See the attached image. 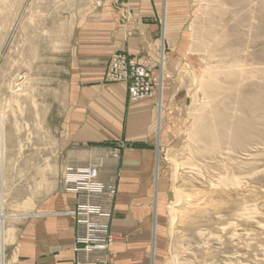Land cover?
Returning <instances> with one entry per match:
<instances>
[{"label": "rangeland", "instance_id": "374dc122", "mask_svg": "<svg viewBox=\"0 0 264 264\" xmlns=\"http://www.w3.org/2000/svg\"><path fill=\"white\" fill-rule=\"evenodd\" d=\"M189 4L194 8L188 20L190 41L171 46L160 40L165 67L159 65L160 47L156 66L120 51L106 61L104 82H121L109 76L114 58H121L129 72L124 80L129 97L135 83L132 63L144 71L143 84L155 83L156 95L161 94V128L154 142L162 175L158 185L164 192L159 194L158 264H264V97L258 96L264 87L260 90L256 82L264 83V72L256 75L259 80L255 76L245 82L243 103L236 99L232 104L233 99L227 98L215 102L212 111H202L211 117L216 138L221 139L215 159L195 153L196 145L189 146L184 137L201 122L198 117L206 99L199 84L204 68L224 60L222 54L248 56L247 63L258 67L261 62L264 67V0H189ZM88 6L89 0H0V113L5 114L0 214L30 210L37 199L55 190V181L66 192L61 184L66 165L55 170L59 155L55 98L62 90L73 21ZM217 76L225 85L223 76ZM16 77L25 90L18 103L8 105ZM176 161L192 173L178 171L174 181ZM218 176L222 184L212 195L208 212L178 217L171 226L167 204L172 191L181 189L195 199L194 190L209 191L208 178Z\"/></svg>", "mask_w": 264, "mask_h": 264}, {"label": "crops", "instance_id": "0c3cea01", "mask_svg": "<svg viewBox=\"0 0 264 264\" xmlns=\"http://www.w3.org/2000/svg\"><path fill=\"white\" fill-rule=\"evenodd\" d=\"M193 9L189 0H89L73 21L55 98V170L97 163V179L115 185L107 200L113 240L105 264H151L159 111L157 93L133 102L126 83H105L106 61L122 51L156 66L160 40L171 46L190 41ZM75 205L76 194L62 192L55 181V190L30 210L10 214L0 264H94L74 250Z\"/></svg>", "mask_w": 264, "mask_h": 264}, {"label": "bare ground", "instance_id": "6f19581e", "mask_svg": "<svg viewBox=\"0 0 264 264\" xmlns=\"http://www.w3.org/2000/svg\"><path fill=\"white\" fill-rule=\"evenodd\" d=\"M159 47H160L159 48L160 52L158 53L159 65L161 67H165L166 56L164 54V43H162L161 46ZM219 56L225 58L224 60L219 61L218 64L215 63L213 65L217 69H215V71H211L212 69H214L213 66H211L212 69L209 66H207L206 68L203 69L202 75L200 76L199 85L200 87H202L201 89L203 92V96L206 99V101H204L205 103L201 105L200 108L201 115H199L198 117L201 119V122L193 126L190 131L185 132L184 134V137L187 138L186 140L189 143V146L191 144H193V146L196 145L194 147V152L202 157L209 159H215L216 153L217 151L220 150L222 143L220 138H216L217 129L215 128V126L212 125L211 117H207L205 114H202V111L203 112H205L206 110L212 111L213 109L211 108V106L215 104V102L220 101L222 99L226 100L227 98H229V100L233 99V101L230 102L232 104L237 103L236 99L241 100V103H243L245 100L242 95L244 94L245 87L248 86L246 85L247 83L245 84V82L247 80L254 78L256 75H259L260 73L264 72V67H260L261 62L260 65H258V67H255L252 63H247L248 56H243L241 54L240 55L222 54ZM136 61L140 62L139 59H136ZM151 67L152 66H150V72L153 73L152 70L153 68ZM217 75L223 76L222 82L225 85H223L222 83H218L219 80L217 79L218 77ZM23 78L25 77H22V79ZM256 78L258 79L257 76ZM121 79H123V77H121ZM120 81L125 83L124 80H120ZM148 82H150V84L146 83V85H144V87L141 90L133 89L130 92L131 97L128 96L129 100L135 102L141 99L153 97L156 93L155 92L156 85L155 83L152 84L151 81ZM256 82L259 83L258 85L257 84L256 85L261 90L264 87V83L262 81H256ZM12 84L13 87L12 86L10 87V90L12 91L11 94L12 96L10 97V99L8 98L9 99V101H7L8 105H10L9 102L18 103L19 102L18 97L21 95L22 91L25 90L23 86V81L19 82V78L17 77L12 82ZM132 93H134L135 95H132ZM258 96L260 98L264 97L263 92L260 91ZM158 100H159L158 128L160 130L161 116H162L160 93L158 95ZM208 118L210 120H207ZM4 122H5V114L3 111L0 113V148H1L0 167L4 166V156H3V150L5 144V135L3 130ZM199 143L201 145L197 147V144ZM159 163H160L159 157L156 156V164L154 170V187H153V197H152V203L155 209V220L152 227V240H151V249H150L151 264L157 263V252L159 251L160 248V246L157 243V239H158V232H160L158 230V223H160V220L158 219V217H160L158 216L159 201L161 202L162 196H159V194H163L164 192L162 193L159 190V185H160L159 181L162 179L161 168ZM98 168H99V164L97 163H92L87 166L66 167L63 170L64 172L62 173L61 184L66 192H71L76 194L75 208L77 205H80L83 206L84 209V211L82 212L85 218V222L83 221L84 222L83 226L85 227V234L87 236V241L88 244H90V247H88L85 250L86 251L85 256L83 255L82 252H79L81 257L78 258H81V260L85 262H93L94 264H105L106 263L105 254L109 243L113 240V236L110 234L109 231V219L111 216V210L107 206L108 204L107 200L110 199L112 196H114L116 192V187L111 182H101L97 179ZM181 170H183L184 173H192L189 170H187L188 172H186V170L182 168L181 165L176 161L172 173V177L174 181L178 177L177 176L178 171ZM202 176L204 177L203 173ZM1 177L3 178V174L1 175ZM220 179H221L220 176H218L217 180H214L211 177L208 178L207 186L210 187L209 191L206 190L203 191L204 190L203 188H202L203 190L195 189L194 195L197 196L196 197L197 199L196 198L193 199L191 195L184 193L183 190L181 191V189L180 190L174 189L171 193L172 198H170L167 204V211L170 215V225L172 226L175 219L181 216L183 218L184 217L186 218L188 215H192L195 213L199 214L200 216L206 214L209 209L208 208L209 204L213 199L212 195L218 193L216 188L222 184L220 182ZM2 184H3V180H2ZM68 187H72L73 191L67 190ZM73 210H72V215L74 216L75 219V237L77 238V233L80 226L77 223L78 216L73 213ZM9 218L11 217L7 215L4 210H2V213L0 214V239H1L0 258H3L4 255V245L6 243L5 236L7 232L5 222ZM74 249H76V242Z\"/></svg>", "mask_w": 264, "mask_h": 264}, {"label": "built area", "instance_id": "2783aa9c", "mask_svg": "<svg viewBox=\"0 0 264 264\" xmlns=\"http://www.w3.org/2000/svg\"><path fill=\"white\" fill-rule=\"evenodd\" d=\"M131 71L132 72L130 75L134 76L135 83H131L130 92L133 89L141 90L144 87V85H146V84H143L144 71L138 68L137 66H135V63H132ZM128 73L129 72H128L127 67H125L124 59L114 58L112 66H111L110 74H109L111 80H125V78L129 76ZM121 77H123V79H121ZM132 95H135V94L132 93ZM67 190L73 191V188L68 187ZM83 211H84L83 206H80V205H77L76 208L73 210V213L78 216L77 223L80 226V228L78 229L77 238H76V249L74 250L77 253L82 252L83 255L85 256L86 254L85 250L88 247H90V244H88L87 236L85 234V227L83 226L84 225L83 223L85 222V218L82 213ZM79 260H81V258H79Z\"/></svg>", "mask_w": 264, "mask_h": 264}]
</instances>
